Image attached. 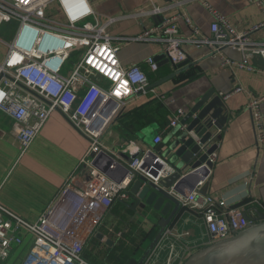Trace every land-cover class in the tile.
Wrapping results in <instances>:
<instances>
[{
	"label": "built area",
	"instance_id": "obj_1",
	"mask_svg": "<svg viewBox=\"0 0 264 264\" xmlns=\"http://www.w3.org/2000/svg\"><path fill=\"white\" fill-rule=\"evenodd\" d=\"M195 2L201 3L212 19L209 36L202 35L190 18L183 17L189 30L186 36L180 35L175 20L168 19L138 36L118 38L109 31L117 19L100 18L87 0H0V28L7 26V38H0L7 48L0 63V111L19 125L16 134L19 158L55 111L88 141L76 171L35 222H27L0 206V264H8L27 236L31 237L30 245L19 264H91L84 258L85 246L101 226L107 227L106 217L114 201L129 203V188L138 177L157 185L174 172L155 147L162 143L166 131L178 126L185 115L182 109L171 114L165 132L153 139V148H142L129 140L120 154L113 157L103 143L104 134L126 112L132 99L150 93L165 100L155 89L147 91L150 84L140 66L121 65L118 59L121 43L160 44L164 59L174 72L187 60L184 46H205L214 55L227 48L236 50L242 55L239 66L249 70V57L258 56L264 64V0L255 2L262 14L261 22L241 31L206 0H182L181 4ZM162 12L163 9L153 6L119 19ZM145 65L150 72L159 68L153 57L147 58ZM262 101L264 97L251 102L248 108L257 110ZM255 117L260 121L258 112ZM258 129H262L260 123ZM213 132L217 138L209 146H218L222 130ZM260 139L264 141L263 134ZM102 155L112 157L126 170L121 181L94 166L95 159ZM121 156L131 161L125 162ZM216 158V151L208 156L212 167ZM195 172L202 175L185 196L174 193L173 188L170 194L189 214L202 220L206 234L200 239L201 245L227 240L252 224L245 219L243 209H222L218 201L204 193L211 168L204 163L184 176ZM85 173L88 180L83 178ZM116 174L119 177L122 170ZM257 206L264 215V207L259 203ZM107 232L100 244L112 238L113 244H117L123 239L122 231L107 228ZM183 262L171 247L164 263Z\"/></svg>",
	"mask_w": 264,
	"mask_h": 264
},
{
	"label": "crops",
	"instance_id": "obj_2",
	"mask_svg": "<svg viewBox=\"0 0 264 264\" xmlns=\"http://www.w3.org/2000/svg\"><path fill=\"white\" fill-rule=\"evenodd\" d=\"M87 1L100 18L117 19L109 26V31L118 38L138 36L168 19L175 20L180 35L186 36L189 30L183 17L190 18L202 35H210L212 19L199 2L181 4L182 0ZM256 1L258 0H206L239 31L261 22L262 14ZM153 6L160 7L163 12L154 16L119 19L142 10L148 11ZM153 17H158L159 23L154 21ZM183 50L195 66L155 89L158 95L165 96L168 116L163 127L159 121L160 124L156 123L145 129H149L151 139L154 135L165 132L173 112L182 109L186 113L194 101L200 99L207 91L213 90L221 97L229 118L218 138L216 162L211 168L203 191L218 201L222 209L241 208L255 218L256 212L262 214L257 203L264 207V141L260 139V134L264 136V101L258 104L257 110H250L248 106L254 100L264 97L263 61L258 56L247 58V66L251 68L249 70L239 66L242 55L236 50L227 48L217 55L211 54V50L205 46H184ZM6 52V47L0 49V62L4 60ZM162 54V46L158 43L123 42L120 44L118 59L122 66L138 65L148 72L145 60ZM164 66H167L171 73L174 72L168 63L161 67ZM153 98L156 97L150 93L135 97L127 105L126 112L146 104ZM257 112L261 116L260 121L256 120ZM259 123L261 131L258 129ZM18 130L19 125L0 111V206L27 222H35L58 190L76 171L88 147V141L60 112L55 111L49 116L26 153L19 158L16 141ZM170 132L166 131L162 139L164 140ZM150 138L147 142L139 138L132 141L142 148H153ZM128 141L126 136L120 134L116 122L103 136V143L113 157L114 154H120ZM182 189L186 193L189 191L186 185H183ZM129 203H132V200ZM130 212L132 218L133 212ZM122 216V211H110L106 217L107 227L103 226L105 232L102 234L107 235V228L128 233L133 226L149 235L157 228L161 219L158 213L140 206L134 219H130L131 226L124 225L120 228L118 221ZM205 234L202 220L189 214L180 205L175 221L166 230L157 246L158 249L155 248L152 260L147 264H153L155 258V264H165L171 247L181 255L183 262L195 251L205 247L206 244L201 245L203 241H200ZM107 240L113 241V238ZM25 241L8 264H19L24 259L28 251Z\"/></svg>",
	"mask_w": 264,
	"mask_h": 264
},
{
	"label": "water",
	"instance_id": "obj_3",
	"mask_svg": "<svg viewBox=\"0 0 264 264\" xmlns=\"http://www.w3.org/2000/svg\"><path fill=\"white\" fill-rule=\"evenodd\" d=\"M158 19V17H153V20H157L159 23ZM154 60L159 67L168 63L163 54ZM194 66L195 64L187 58L178 66L176 72L150 84L147 91L160 87ZM228 118V110L221 97L216 95L213 90H209L200 99L193 102L178 126L173 128L163 142L155 147V150L160 152L174 172L157 185L143 177H138L130 188L132 203L123 202V205L133 212L131 220L136 216L140 206L161 216L157 223V232L149 246L138 261L131 260L130 264H146L166 230L175 221L180 203L170 194L171 188L174 193L185 196L187 193L183 191V185L191 190L201 177L199 175L202 174L195 172L187 176L184 175L198 169L204 163L212 168L207 159L217 150V145L209 146L210 142L217 138L213 131L222 130ZM149 133V129H144L137 135V138L147 142L150 138ZM155 136L150 138L152 147ZM121 157L125 162L131 161L126 156ZM93 164L117 182L126 175V170L108 155L99 156ZM119 169L122 170V174L118 177L116 173ZM84 179L88 180L87 173L84 174ZM244 217L252 222L248 228L227 240L200 248L182 264H264V215L256 212V217L252 218L248 212H244ZM95 238L101 242L104 235L97 232ZM105 243L108 246L113 245L111 240H107Z\"/></svg>",
	"mask_w": 264,
	"mask_h": 264
},
{
	"label": "trees",
	"instance_id": "obj_4",
	"mask_svg": "<svg viewBox=\"0 0 264 264\" xmlns=\"http://www.w3.org/2000/svg\"><path fill=\"white\" fill-rule=\"evenodd\" d=\"M143 72L146 74L149 84H153L161 78L171 74V70L167 66L158 68L156 72L148 71V73L144 70ZM189 80H191V78L188 79V81ZM167 116L168 111L164 101L153 98L152 100L138 108H135L128 112H124L119 118H117L116 124L117 128L120 131V134H122V136H126L128 140H132L136 139L138 137L137 135L143 129L150 125L159 123V121L161 123V126L163 127L166 124ZM112 210H118L119 212H123L122 218L118 221V226L120 228H123L124 225L131 226L130 219L132 213L123 205V202L118 200L114 201L110 211ZM98 230L101 233L105 232L103 226L100 227ZM156 232L157 228L152 231L149 235H146L141 230H138L137 228L131 226L129 232L124 233V240L127 237L129 240H134L135 242L134 246H129L126 240L121 243V245L131 254V258L125 264H130L131 260L138 261L141 258V256L149 246L150 242L154 238ZM116 246L117 244H113L112 247L106 244H100V242L95 238V236H93L89 239L87 245L85 246L83 255L84 258L87 259L91 264H111L110 255ZM142 251L143 253L139 255Z\"/></svg>",
	"mask_w": 264,
	"mask_h": 264
},
{
	"label": "rangeland",
	"instance_id": "obj_5",
	"mask_svg": "<svg viewBox=\"0 0 264 264\" xmlns=\"http://www.w3.org/2000/svg\"><path fill=\"white\" fill-rule=\"evenodd\" d=\"M6 27L7 26L2 25L1 28H0V38L3 39V40H5L7 38L6 37V34H5V32L7 31L6 30ZM4 47H6V46L4 44L0 43V49H4ZM107 224H108V222H107ZM125 240L129 244V246H134L135 245L134 240H129L127 237L125 238ZM125 240L122 239L121 241L117 242V246L115 247V249L112 251V253L110 255V258H111L110 263L111 264L112 263L113 264H125L131 258V254L121 245V243L123 241H125ZM30 241H31V237L30 236H27L25 242L28 245H30ZM142 253H143V251L139 255H141Z\"/></svg>",
	"mask_w": 264,
	"mask_h": 264
}]
</instances>
